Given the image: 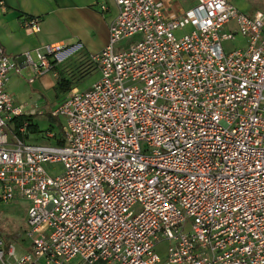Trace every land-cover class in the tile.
Returning <instances> with one entry per match:
<instances>
[{
    "label": "built area",
    "instance_id": "built-area-1",
    "mask_svg": "<svg viewBox=\"0 0 264 264\" xmlns=\"http://www.w3.org/2000/svg\"><path fill=\"white\" fill-rule=\"evenodd\" d=\"M230 1L169 18L155 0H113L107 44L87 56L98 78L50 110L64 119L53 145L9 130L27 114L0 47V201L26 200L30 244L17 257L0 236V264H264V14ZM80 49L29 65L39 76Z\"/></svg>",
    "mask_w": 264,
    "mask_h": 264
},
{
    "label": "crops",
    "instance_id": "crops-1",
    "mask_svg": "<svg viewBox=\"0 0 264 264\" xmlns=\"http://www.w3.org/2000/svg\"><path fill=\"white\" fill-rule=\"evenodd\" d=\"M164 15L169 18L181 16L194 7L195 0H155ZM233 7L243 13L235 2ZM105 9L102 10L101 6ZM117 14L113 0H0V47L11 58L19 74L11 72L6 91L15 106L24 111L34 123L32 116L37 108L29 107L30 100L40 99L45 92L53 91L62 100L70 91L59 90L58 81L69 79L70 67L79 55H91L102 50L108 41L109 26ZM245 14V13H243ZM246 15V14H245ZM25 21H34L38 32H26ZM76 44L81 49L68 57L63 64H55L54 69L35 76L29 61L37 62L38 56L46 54L47 47L63 46L71 48ZM244 43L241 46L242 47ZM53 61L49 59V62ZM86 79V78H85ZM32 80L31 82H29ZM84 80V79H83ZM68 85L76 88L83 82ZM67 85L65 84L64 87ZM43 115V114H40ZM27 250V247L24 249Z\"/></svg>",
    "mask_w": 264,
    "mask_h": 264
},
{
    "label": "rangeland",
    "instance_id": "rangeland-1",
    "mask_svg": "<svg viewBox=\"0 0 264 264\" xmlns=\"http://www.w3.org/2000/svg\"><path fill=\"white\" fill-rule=\"evenodd\" d=\"M232 2H235V5L249 17L256 12L264 14V0H232ZM243 43L244 41L240 37L235 36L233 41L225 42L223 46L225 50H229L241 46ZM97 78L98 75L96 73L88 76L78 86L79 89L82 91L87 90ZM29 102V107L37 108L36 114L32 116L37 133L35 132L29 136V142L38 145H53L55 143L53 140L47 141L44 137L48 131L59 134L64 126V119L50 117V110L56 103L60 102V98L54 96V92L51 90L45 92L40 99H34L33 97ZM23 112L25 114L28 111H24L23 107ZM44 169L48 174H56L62 170V165L60 163L44 165ZM27 205L26 200L20 198L11 199L8 202L0 201V236L3 240L2 250L5 252L9 245H13L17 257L24 253V249L30 245L25 233ZM165 248V243H161L156 251L162 256Z\"/></svg>",
    "mask_w": 264,
    "mask_h": 264
},
{
    "label": "trees",
    "instance_id": "trees-1",
    "mask_svg": "<svg viewBox=\"0 0 264 264\" xmlns=\"http://www.w3.org/2000/svg\"><path fill=\"white\" fill-rule=\"evenodd\" d=\"M50 70L54 69L55 61H50ZM70 76L69 79L62 78L58 81L59 90L62 92L70 91L68 85L76 84L92 75L95 71L93 64L88 60L87 55H79V58L76 60V63L72 65L69 69ZM67 85L64 87V85ZM25 125V134L24 138L29 139V136L33 133H37L36 125L32 122L29 116L21 115L11 119L8 124L9 130L12 131L13 134H16L20 137V133L18 130Z\"/></svg>",
    "mask_w": 264,
    "mask_h": 264
}]
</instances>
